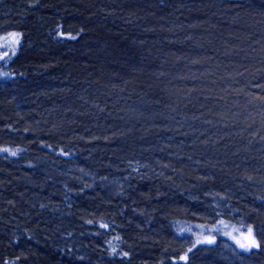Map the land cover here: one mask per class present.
<instances>
[{
	"label": "trees",
	"instance_id": "1",
	"mask_svg": "<svg viewBox=\"0 0 264 264\" xmlns=\"http://www.w3.org/2000/svg\"><path fill=\"white\" fill-rule=\"evenodd\" d=\"M10 33L0 264H264V0H0Z\"/></svg>",
	"mask_w": 264,
	"mask_h": 264
},
{
	"label": "snow or ice",
	"instance_id": "2",
	"mask_svg": "<svg viewBox=\"0 0 264 264\" xmlns=\"http://www.w3.org/2000/svg\"><path fill=\"white\" fill-rule=\"evenodd\" d=\"M72 39H75V37H71ZM20 36L18 33H10L8 39L6 40L5 44L0 45V48H4L5 51L2 55H0V62L6 64L7 60L6 57H9V50L11 51L12 55H15L16 52V45L19 44ZM9 76V73L7 72H0V78H7ZM4 151H8L7 149H4ZM11 155L15 156L16 152H11ZM106 227V226H105ZM247 243L240 244V247L245 250H250L251 248H258L260 247V243L256 240L255 236L253 235V230L251 228L248 229V235L246 237ZM207 243L211 244L214 241L211 239L206 240ZM239 243V241H238ZM191 251V249H189ZM124 255H127L125 253ZM181 260H187V255L180 257Z\"/></svg>",
	"mask_w": 264,
	"mask_h": 264
},
{
	"label": "rangeland",
	"instance_id": "3",
	"mask_svg": "<svg viewBox=\"0 0 264 264\" xmlns=\"http://www.w3.org/2000/svg\"><path fill=\"white\" fill-rule=\"evenodd\" d=\"M206 227L205 226H196V232H199L201 234H203L205 232ZM248 235V231H240L237 232L231 239L233 244H230V242H225L224 244H222V247L227 249V250H232L234 252H239V251H249V250H245L243 248L240 247V244L243 243H247L248 241L246 240V237ZM256 238V237H255ZM239 241V243H238ZM254 249V248H251ZM250 249V250H251Z\"/></svg>",
	"mask_w": 264,
	"mask_h": 264
}]
</instances>
